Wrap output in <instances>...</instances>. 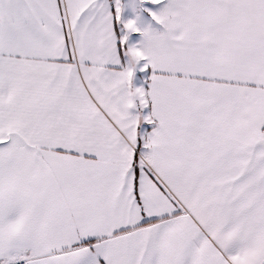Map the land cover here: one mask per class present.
<instances>
[{"label": "snow or ice", "instance_id": "obj_1", "mask_svg": "<svg viewBox=\"0 0 264 264\" xmlns=\"http://www.w3.org/2000/svg\"><path fill=\"white\" fill-rule=\"evenodd\" d=\"M0 264H264V0H0Z\"/></svg>", "mask_w": 264, "mask_h": 264}]
</instances>
